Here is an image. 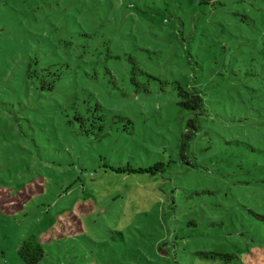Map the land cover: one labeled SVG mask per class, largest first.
<instances>
[{"label":"rangeland","instance_id":"obj_1","mask_svg":"<svg viewBox=\"0 0 264 264\" xmlns=\"http://www.w3.org/2000/svg\"><path fill=\"white\" fill-rule=\"evenodd\" d=\"M200 1L0 0V264H264V0Z\"/></svg>","mask_w":264,"mask_h":264},{"label":"trees","instance_id":"obj_2","mask_svg":"<svg viewBox=\"0 0 264 264\" xmlns=\"http://www.w3.org/2000/svg\"><path fill=\"white\" fill-rule=\"evenodd\" d=\"M203 1H200L202 3ZM28 76H31L30 71L27 72ZM59 77H56L54 79H51L47 81L46 79L40 80V88L42 90L47 89L48 91L53 90L56 84V80ZM46 85H48V88H46ZM178 89V96L180 98L179 104H181L184 107L191 108L193 110H197L196 114H202L203 113V99L199 95L198 92H187L185 91L180 85L177 86ZM98 108V105H97ZM90 117V120H89ZM95 117V118H94ZM75 118L79 121L80 125L79 127L82 129L84 133L87 134V132H90L94 129H97L99 131L103 128V118L100 117V115L97 116H89L85 115L82 116L79 113H76ZM98 119V120H97ZM99 122V123H98ZM191 122V121H190ZM195 130L196 128H194ZM184 144L181 145V151L184 150ZM164 164L161 162L154 163L153 165L149 166L148 168H137V169H124V168H111L113 171L117 173L121 172H133V173H152L154 174L156 171H162ZM16 253L18 257L25 263V264H38L44 257V250L43 246L38 240V238L31 234L28 237L22 239L20 241V244L17 247ZM197 255H199L201 258L205 259H219L223 263H230L235 257L238 259L240 263H244L245 259H242L240 257H237L235 254L231 253H222V252H215V251H199L196 252ZM246 261V260H245Z\"/></svg>","mask_w":264,"mask_h":264},{"label":"water","instance_id":"obj_3","mask_svg":"<svg viewBox=\"0 0 264 264\" xmlns=\"http://www.w3.org/2000/svg\"><path fill=\"white\" fill-rule=\"evenodd\" d=\"M202 1H205V0H202Z\"/></svg>","mask_w":264,"mask_h":264}]
</instances>
